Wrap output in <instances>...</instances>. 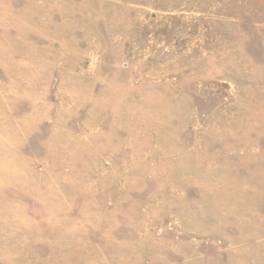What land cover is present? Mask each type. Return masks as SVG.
Returning a JSON list of instances; mask_svg holds the SVG:
<instances>
[{"label":"rangeland","instance_id":"rangeland-1","mask_svg":"<svg viewBox=\"0 0 264 264\" xmlns=\"http://www.w3.org/2000/svg\"><path fill=\"white\" fill-rule=\"evenodd\" d=\"M0 264H264V0H0Z\"/></svg>","mask_w":264,"mask_h":264}]
</instances>
